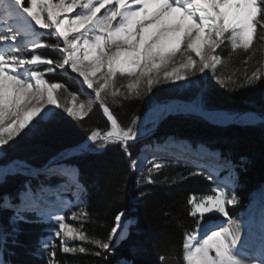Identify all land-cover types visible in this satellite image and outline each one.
<instances>
[{"label": "snow or ice", "instance_id": "obj_1", "mask_svg": "<svg viewBox=\"0 0 264 264\" xmlns=\"http://www.w3.org/2000/svg\"><path fill=\"white\" fill-rule=\"evenodd\" d=\"M41 29L51 30L47 34L54 36L55 42H39L44 35ZM226 42L232 51L242 49L249 57L256 54L254 45H264V0H0V146L15 143L18 137L24 139L44 124L55 125L69 117L83 121L94 108H99L109 127L103 132L98 128L92 130L79 149L105 151L109 146L119 145L133 170L143 168L146 163L151 165L145 179L146 183L154 184L153 174L159 173L166 163L155 162V158L148 161L146 156L143 160L132 159L130 145L142 135L137 124L139 118H133L128 127H123L108 98L118 103L117 98L139 97L159 84L184 81L190 85L194 83L190 77L197 73L207 75L206 70L223 85L231 77L216 75L217 67L226 64L217 49L223 50ZM41 48L54 50L60 58L36 54ZM169 65L173 66L169 68ZM57 70L74 74L90 98L80 100L64 83L47 79ZM262 78L264 68L257 67L250 76L246 70L244 84L253 85ZM121 80L126 83H120ZM169 111L161 107L157 109V117ZM214 119L221 123L264 124V114L254 112L218 113ZM89 142L95 148L89 147ZM188 151L190 147H182L181 154L174 159L187 161L183 153ZM210 155L220 159L217 153ZM192 163L207 169V179L216 187L208 190L212 194L192 193L187 198L188 215L193 218L194 227L183 236V264H264V213L258 230L253 231L246 225L243 234L241 223L229 215V206L238 204L236 196H229L226 191L235 188L231 161L224 160L215 169L196 161ZM221 169H228L230 182L220 180ZM21 171L28 177H36L41 172L48 176L65 175L73 182L78 175L77 169L64 168L55 161L43 169L16 165L0 169V187L7 184L10 174ZM203 174L197 171L189 176ZM77 189L76 200L69 202L43 184L33 189L30 180L15 194L0 192V212L12 213L6 225L0 223V264H11L5 259V255H15L9 249V242L13 247L18 246L20 223L32 222L28 213H34L37 220L47 219L56 225L50 229L53 236L42 240L38 249L48 253L45 264H61L54 238L59 239L60 251L64 254L87 251L83 246H69L74 241L114 254L116 241L130 238L128 226L134 221L129 219L126 226V213L121 210L115 214L106 239L90 237L83 224L74 227L66 222L65 215L54 214L64 212L68 204L83 203L84 188L77 183ZM53 195L55 201L50 200ZM144 195L139 194L141 198ZM72 219L86 221L88 214L82 210L79 217L74 214ZM130 251L135 254L138 249L132 247ZM159 259L163 262L164 257ZM120 264H134V261L122 258Z\"/></svg>", "mask_w": 264, "mask_h": 264}, {"label": "trees", "instance_id": "obj_2", "mask_svg": "<svg viewBox=\"0 0 264 264\" xmlns=\"http://www.w3.org/2000/svg\"><path fill=\"white\" fill-rule=\"evenodd\" d=\"M254 47L257 51L251 57L247 52L232 51L227 42L223 50H218L226 64L218 66L217 75L231 77V80L223 85L215 79L207 83L201 91V101L205 108L231 113L246 110L264 113V78L253 85L244 84L246 70L250 76L257 67L264 68L263 45L256 44ZM44 51L45 56L59 59L54 50L45 48ZM48 77L50 81L64 83L69 92H76L79 99H83L77 84L65 74L57 71L55 75ZM242 84L243 87L240 86ZM149 93H153L162 102L173 97L195 100L200 90L191 94H174L169 83H163L139 97L127 100L117 98L118 103H112L109 97L108 104L123 127H128L133 118L142 117L149 106ZM64 95L67 97V93ZM108 127L99 108H94L83 121L69 117L55 125L44 124L24 139L18 137L17 142L0 146L4 152L0 164L22 159L33 167H42L66 148L86 140L92 130L98 128L103 132ZM168 136L189 139L194 144L203 143L232 159L238 210L245 206L251 193L264 184V124L220 125L197 114L175 113L166 116L155 132L157 140H164ZM138 146H130L133 154ZM69 161L77 166L79 177L86 187L88 219L81 220V224L87 235L106 239L115 214L131 207L133 209L130 212L135 221L130 226V238L119 241L112 255L103 253V250L89 243L83 244L87 249L85 253L78 252L74 255L62 253L56 246L57 259L61 264H118L122 258L132 260L134 264H183V236L185 231H191L194 227V220L188 215L190 208L186 201L192 193H203L207 185L204 178L189 176L192 171L187 166H182L187 170L181 166H166L159 173L153 174L156 183L148 184L143 179L141 184L136 185L132 179L130 160L119 145L109 146L105 151H84L72 156ZM27 179L32 178L21 173L10 174L7 184L0 187V192L15 194ZM141 192L145 193L142 198L139 196ZM11 215L10 211L0 212V223L6 225ZM27 215L32 222L20 223L18 246L13 247L9 242V249L15 255H5V259L10 260L11 264H45L48 253L38 251L40 239L56 225L42 219L37 220L31 213ZM132 247L138 249L135 254L130 251ZM97 251L102 254L94 255ZM105 255L107 259L104 258ZM160 256L164 257L163 262L159 259Z\"/></svg>", "mask_w": 264, "mask_h": 264}, {"label": "rangeland", "instance_id": "obj_3", "mask_svg": "<svg viewBox=\"0 0 264 264\" xmlns=\"http://www.w3.org/2000/svg\"><path fill=\"white\" fill-rule=\"evenodd\" d=\"M41 33H44V35H42L41 36V38H40V41L39 42H41V43H46V42H55V40H54V36H49L47 33H49V32H51V30H43V29H41V30H39ZM218 50L219 49H217V53H218ZM236 52H241V53H243V52H245L244 50H237ZM40 53H43V50H41V49H38L37 50V52H36V54H40ZM44 53H45V51H44ZM40 55H42V56H44V57H47V56H45L44 54H40ZM56 56H58L59 57V55H58V53H57V55ZM30 58V57H29ZM48 58V57H47ZM60 58V57H59ZM178 62V61H177ZM263 64H264V45H263ZM173 66V65H172ZM217 69H218V67H217ZM39 70H43V68H41V69H39ZM57 71H59V70H57ZM206 73H207V75H205V74H202V73H197L195 76H192V77H190V79L192 80V81H194V83H192V84H190V85H187L184 81H179V82H177L176 84H170L169 83V87L171 88V90H172V93H174V94H191V93H193V92H195V90H200V93L198 94V96H197V98L195 99V100H188V99H183V98H179V97H173V98H170L169 100H167V101H170V100H173V99H179V100H181V101H195V102H197V103H199L200 105H202V96H201V91L202 90H204V88H205V86L207 85V83L210 81V80H214L215 78L213 77V75H212V73H211V71L210 70H206ZM64 74V73H63ZM67 77H68V79L69 80H71V81H74L76 84H77V86H78V88H79V90H80V92H81V98H83L82 100L83 101H86L87 99H89L90 97L85 93V91L81 88V85H80V83H79V81L78 80H76L75 78H74V74L73 75H67V74H65ZM216 75H217V71H216ZM49 77H47V79H48ZM120 83H126V81L125 80H121L120 81ZM178 85H185V86H183V87H181V86H178ZM85 88H86V86H84ZM87 92H91V90H87ZM148 102H149V106H148V108L150 107V106H152V105H154V104H157V103H160L159 102V100H157L156 99V97L154 96V94L153 93H149L148 94ZM162 102H166V100L165 101H162ZM203 106V105H202ZM204 107V106H203ZM208 110H211V109H208ZM215 111H218V110H215ZM226 111V110H225ZM175 113H192V114H196V113H194V112H172V113H170V114H175ZM231 113V112H230ZM260 113H262V112H260ZM264 114V113H263ZM169 114H167L166 116H168ZM197 115H199V114H197ZM165 116V117H166ZM200 116H202V115H200ZM165 117H163L162 118V120L165 118ZM203 117V116H202ZM142 120V118H140L139 119V124H140V121ZM161 120V121H162ZM161 121L158 123V125H156V127L152 130V131H150V134H149V136H146V137H149V138H152L153 136H154V133L157 131V128L159 127V125H160V123H161ZM235 123V122H234ZM138 124V125H139ZM148 127H150L149 125H148ZM143 139V138H142ZM139 140H141V139H139ZM139 140H137L135 143H131V145H134V144H137L138 143V141ZM154 140H155V138H154ZM85 141V140H84ZM180 142V143H179ZM168 144V145H167ZM172 144H174V145H177V144H181V145H183L184 146V148H189L190 147V149H191V151H188V152H184L183 154H184V156H186L187 157V161L185 160V159H183V158H181V159H179L178 161L177 160H175L174 159V157L175 156H177V155H180L181 154V152H179V154H170L169 152H168V150L171 148L170 147V145H172ZM79 145V144H78ZM152 147L150 146V148H147L148 150H146L145 148H146V146H140V147H138V149L135 151V153L133 154L132 152V159H137V158H139L138 156H140V154L144 151V155L146 154V153H149V158L147 159L148 161H152L154 158L156 159V158H159L158 160H155V162H165L166 163V165L167 166H181V168H184V169H186L185 167H182V166H187V167H189L190 168V170L192 171V172H197V171H202L204 174L203 175H199L198 177H202V178H204V180L207 182L206 184V188H205V190L203 191V193L202 194H199V195H205V194H212L210 191L209 192H207L209 189H213V188H215L216 187V184H214L213 183V181H210V180H208L207 179V176H208V174H209V172H208V170L207 169H204V168H197L193 163H192V161H194V160H197L198 159V157H200L199 158V160L200 161H202L203 159H204V157H205V155L203 156V154L201 153L200 155H194V153H193V151L195 150H197V149H201V148H203V150H205L206 151V153L209 151L210 152V149L206 146V145H204V144H201V143H199V144H194V143H192L189 139H184V138H176V137H174V136H168V137H166V138H164V140H163V143H159V142H154L153 141V143H152ZM163 145V146H162ZM77 146V145H76ZM202 146V147H201ZM89 147H91V148H95V145L94 144H89ZM163 147V148H162ZM200 147V148H199ZM168 148V149H167ZM182 148V147H181ZM205 148V149H204ZM0 149H1V147H0ZM155 149V150H154ZM162 150V151H161ZM164 150V151H163ZM208 150V151H207ZM65 151V150H64ZM131 151V150H130ZM194 151V152H195ZM78 152H82V151H77V152H71V153H68V154H66V155H64L63 156V158L65 157V159H67L68 157H70V156H72L73 154H75V153H78ZM192 152V153H191ZM208 152V153H209ZM212 152V151H211ZM154 153V154H153ZM158 156H156V155ZM205 154V153H204ZM3 155H4V152H3V150H0V158L1 157H3ZM164 155V156H163ZM172 156V157H171ZM189 156V157H188ZM192 156V157H191ZM198 156V157H197ZM128 157V156H127ZM202 157V158H201ZM54 158V157H53ZM55 158H58V156L56 157L55 156ZM213 158H214V156H213ZM16 160H18V161H21V162H23V164L22 165H27V166H29L30 168H34L30 163H28L27 161H25V160H20V159H16ZM55 161H56V159H54ZM53 159H52V161H54ZM130 160V159H129ZM184 160V161H183ZM220 160V162L222 163L223 162V159H219ZM233 165V164H232ZM151 165L150 164H145V166L143 167V168H141V169H139V170H133L132 168H131V161H130V168H131V171L133 172V175H132V179H133V183L134 184H141V182H142V180L143 179H145L146 178V176L148 175V168L150 167ZM73 167L74 166H72V167H70L71 169H73ZM233 167H234V165H233ZM75 168V167H74ZM34 169H36V168H34ZM187 170V169H186ZM183 171V170H182ZM190 172V171H189ZM234 172H235V170H234ZM21 174H23V171H21L20 172ZM23 175H25V174H23ZM26 176V175H25ZM46 175L43 173V172H41L38 176H36V179L37 180H40V181H48V184L47 183H45V184H43V186L44 187H46V188H48V189H50L51 190V186H49V184L52 182L50 179H48V175L45 177ZM223 176V178H222V180L223 181H229L230 182V180H231V178L229 177V172H228V169H225V173L222 175ZM138 179H139V183L137 182L138 181ZM226 179V180H225ZM66 180L67 181H71V179H69V177L68 176H66ZM220 180H221V178H220ZM221 180V181H222ZM145 181H146V179H145ZM263 188H264V184H262L260 187H258L255 191H253L252 193H251V195L249 196V201L247 202V204L244 206V208H242L240 211L239 210H236V206H237V204L236 205H234V206H229V215L233 218V219H236L237 217H239L240 216V214L243 212V211H245V210H247V209H249V207L253 204V202H254V199L256 200L257 199V197H258V194H260L261 193V191L263 190ZM226 191H228V193H229V196H231V195H235L236 196V198L238 199V197H237V195H236V193H235V191H233V189L232 188H228V189H226ZM260 192V193H259ZM130 193H131V191H130ZM82 199H83V203H81V204H75V206H73V207H70L68 210L70 211V214H69V216L66 218V222L67 223H70V224H72L74 227H80L81 226V220L82 219H76V220H73L72 219V217H73V215L75 214L77 217H79L80 216V214H81V211L83 210V211H85V212H87V209H86V198H85V192L82 194ZM253 200V201H252ZM263 206H264V204H263ZM133 209V207H131L129 210H123V211H125V213H126V216H125V218H124V221L127 223V221L129 220V219H132L133 221H134V216L133 215H131V210ZM68 210H65L64 212H61V213H59V214H55V215H66L65 213L68 211ZM264 211V210H263ZM239 212H241V213H239ZM237 214H239V215H237ZM47 220V219H46ZM54 224V223H53ZM129 228H130V226H128ZM87 234V233H86ZM53 236V233H51L50 235H48V236H46V237H43L42 239H41V242H42V240H44V239H46V238H49V237H52ZM119 242V240H117L116 241V244ZM54 243L56 244V246H58L59 247V239L58 238H54ZM84 244V243H83ZM83 244L81 245V242H79V241H74V242H70L69 243V246H74V247H79V246H83ZM94 247H96L95 245H93ZM84 247V246H83ZM60 248V247H59ZM76 253H78V252H76ZM76 253H69V254H71V255H74V254H76ZM121 261V260H120ZM120 261H119V264H120Z\"/></svg>", "mask_w": 264, "mask_h": 264}, {"label": "bare ground", "instance_id": "obj_4", "mask_svg": "<svg viewBox=\"0 0 264 264\" xmlns=\"http://www.w3.org/2000/svg\"><path fill=\"white\" fill-rule=\"evenodd\" d=\"M180 59H183L182 57ZM179 62V61H178ZM172 65H169V68H171ZM161 107H167L169 109H171V111H169L167 114H170L172 112H194L196 114L202 115L206 118H208L209 120L213 121V122H217V123H221L218 122L216 119H214V116L216 114H227L230 113L228 111L225 110H208L207 108L203 107L202 105H200L199 103L195 102V101H181L179 99H173L170 101H166V102H160L157 104H154L152 106H150L145 113L142 115V120L140 121L139 124V128L140 131L142 133V135L140 136L139 139L145 138L146 136H149L150 131H152L156 125H158V123L162 120L163 117H165L166 115L162 116V117H157V109L161 108ZM195 108H199L200 111H191V109H195ZM246 112H254V111H243V112H237L240 114H244ZM256 113V112H254ZM259 114V113H258ZM228 123V122H225ZM148 125L150 127H148ZM183 137V136H182ZM138 139V140H139ZM87 140V139H86ZM85 140V141H86ZM85 141L81 142L79 145H81L82 143H84ZM195 142V141H194ZM180 143V142H179ZM89 144H91V142H89ZM79 145L77 146H72L69 148H66L65 151L62 152V154H68L71 152H77V151H81L79 149ZM168 145V144H167ZM196 145V144H195ZM153 146V145H152ZM163 146V145H162ZM170 149L168 150V152L170 154H179V152H182V148H184L183 145L181 144H177V145H170ZM202 147V146H201ZM148 148V147H147ZM147 148H145L146 150H148ZM163 148V147H162ZM200 148V147H199ZM168 149V148H167ZM205 149V148H204ZM155 150V149H154ZM162 151V150H161ZM164 151V150H163ZM191 151V149H190ZM195 151V150H194ZM193 151L194 155H200L201 153L204 154L206 153L205 150L201 151V149H197L195 152ZM208 151V150H207ZM209 152V151H208ZM192 153V152H191ZM154 154V153H153ZM156 155V154H155ZM184 155V154H183ZM64 156V155H63ZM145 156L147 157V159L149 158V153H146L144 155V151L140 154L139 159L143 160L145 158ZM157 156V155H156ZM164 156V155H163ZM55 157V156H54ZM158 157V156H157ZM172 157V156H171ZM189 157V156H188ZM192 157V156H191ZM200 157H198L199 159ZM202 158V157H201ZM184 161V160H183ZM196 161V164H200L201 161ZM23 162L18 161V160H14L8 164H3L0 165V169L4 168V167H8V168H12L16 165H22ZM200 165H206L204 162H201ZM260 193V192H259ZM253 201V200H252ZM264 188L261 191L260 194H258L257 199H254L253 204L249 207V209L243 211L239 217H237L234 220H238L241 225H242V234H243V229L246 225L251 226L253 231H257L259 228V223H260V219H261V214L264 213ZM54 214H58V212L54 213ZM124 224L126 226L127 223L124 221Z\"/></svg>", "mask_w": 264, "mask_h": 264}, {"label": "water", "instance_id": "obj_5", "mask_svg": "<svg viewBox=\"0 0 264 264\" xmlns=\"http://www.w3.org/2000/svg\"><path fill=\"white\" fill-rule=\"evenodd\" d=\"M255 112V111H254ZM256 113H259V114H263V113H260V112H256ZM204 117V116H203ZM205 119H207V120H209L208 118H206V117H204ZM209 121H211V120H209ZM211 122H213V121H211ZM213 123H217V122H213ZM228 123H231V122H228ZM228 123H217V124H228Z\"/></svg>", "mask_w": 264, "mask_h": 264}]
</instances>
